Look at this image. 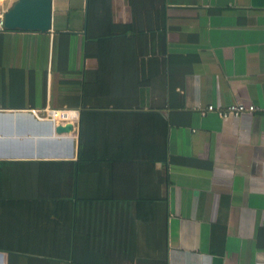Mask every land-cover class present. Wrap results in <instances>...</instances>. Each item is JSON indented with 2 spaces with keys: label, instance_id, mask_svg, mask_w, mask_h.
I'll list each match as a JSON object with an SVG mask.
<instances>
[{
  "label": "crops",
  "instance_id": "1",
  "mask_svg": "<svg viewBox=\"0 0 264 264\" xmlns=\"http://www.w3.org/2000/svg\"><path fill=\"white\" fill-rule=\"evenodd\" d=\"M110 1L0 32V264H264V0L171 4L164 54Z\"/></svg>",
  "mask_w": 264,
  "mask_h": 264
},
{
  "label": "trees",
  "instance_id": "2",
  "mask_svg": "<svg viewBox=\"0 0 264 264\" xmlns=\"http://www.w3.org/2000/svg\"><path fill=\"white\" fill-rule=\"evenodd\" d=\"M187 1H182V0H128V4L130 5L131 9H132V16H133V21H134V30L135 32H137V20L139 19V15H141V13L144 15V19L145 18V14L146 12H148L147 14L151 13L152 14V18H153V29L151 30V32H148L147 35L150 33L152 34V36L154 37V31H159V40H158V44L160 45V49L161 52L164 54L167 51V34H168V14H167V9L170 7L171 4H186ZM99 7V8H104L107 11L111 9V1L110 0H90V17H91V12L93 11L92 9H94L95 7ZM131 27L129 28H133L132 25H130ZM136 35V34H134ZM130 44L133 46L136 41H138V38L135 37H131L130 38ZM135 47V45H134ZM158 48V49H159ZM131 53L132 56H136V50L131 48ZM149 53V50H148ZM153 54L156 53V49L153 50L152 52ZM131 100H134V96H130ZM133 102V101H132ZM166 121L164 119V126ZM166 156V153L164 152V157ZM165 161V158H164ZM165 184V183H164ZM166 206V207H165ZM168 205H166L164 203V208L162 209V218L165 219L167 212H168ZM73 213L75 216H79L80 214L78 213L77 209L73 210ZM72 227H75L72 225ZM73 242H71L73 247ZM52 248H57L59 242L57 240H53L52 242ZM52 262L54 263H58V256H52L51 258ZM74 260V256H70L68 257V261H73Z\"/></svg>",
  "mask_w": 264,
  "mask_h": 264
},
{
  "label": "water",
  "instance_id": "3",
  "mask_svg": "<svg viewBox=\"0 0 264 264\" xmlns=\"http://www.w3.org/2000/svg\"><path fill=\"white\" fill-rule=\"evenodd\" d=\"M53 0H16L4 14L7 30H28L47 33L53 26ZM72 125L58 126V133L70 132Z\"/></svg>",
  "mask_w": 264,
  "mask_h": 264
},
{
  "label": "built area",
  "instance_id": "4",
  "mask_svg": "<svg viewBox=\"0 0 264 264\" xmlns=\"http://www.w3.org/2000/svg\"><path fill=\"white\" fill-rule=\"evenodd\" d=\"M7 29L5 28L4 14L0 15V32H4ZM259 111H262L255 105H248L244 103L232 104L226 108H216L213 105H210L202 112V115H207L208 113H217L223 119L237 118L244 114H255ZM47 116L53 120L59 122L72 123L74 122L72 117L76 116L78 118V112L73 110H47Z\"/></svg>",
  "mask_w": 264,
  "mask_h": 264
},
{
  "label": "rangeland",
  "instance_id": "5",
  "mask_svg": "<svg viewBox=\"0 0 264 264\" xmlns=\"http://www.w3.org/2000/svg\"><path fill=\"white\" fill-rule=\"evenodd\" d=\"M10 2V1H9ZM6 6V5H5Z\"/></svg>",
  "mask_w": 264,
  "mask_h": 264
}]
</instances>
